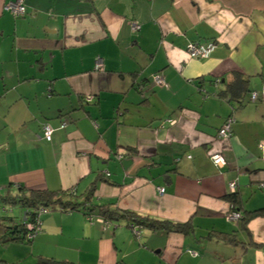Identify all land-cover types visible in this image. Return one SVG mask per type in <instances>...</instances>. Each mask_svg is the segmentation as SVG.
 Listing matches in <instances>:
<instances>
[{"label":"crops","instance_id":"1","mask_svg":"<svg viewBox=\"0 0 264 264\" xmlns=\"http://www.w3.org/2000/svg\"><path fill=\"white\" fill-rule=\"evenodd\" d=\"M12 1L0 0V191L72 189L119 216L42 215L30 249L8 243L3 262L264 264V99H249L264 86V0H22L21 16ZM190 42L214 46L190 57ZM126 211L187 228L135 232Z\"/></svg>","mask_w":264,"mask_h":264},{"label":"trees","instance_id":"2","mask_svg":"<svg viewBox=\"0 0 264 264\" xmlns=\"http://www.w3.org/2000/svg\"><path fill=\"white\" fill-rule=\"evenodd\" d=\"M92 101V100H91ZM74 195L72 189L68 190H36L28 189L22 185L16 187L14 192L9 189L0 191V200L10 203H18L21 207L26 208L20 220L12 216H0V243L8 244L11 242H29L31 239L27 238L28 228L26 223H35L37 220L36 209L41 207L56 206L62 211L81 210L83 213H92L96 209L94 215L102 216L106 220L118 217L116 211L110 210L106 207H98L91 205L87 200L77 201L71 199ZM232 206L235 207V198L231 197ZM130 223L133 222L139 225H145L152 230L163 231H177L185 232L187 228L186 223L171 222L168 220H159L149 216H140L134 212L122 213ZM39 216V220H41ZM241 218V217H240Z\"/></svg>","mask_w":264,"mask_h":264},{"label":"built area","instance_id":"3","mask_svg":"<svg viewBox=\"0 0 264 264\" xmlns=\"http://www.w3.org/2000/svg\"><path fill=\"white\" fill-rule=\"evenodd\" d=\"M5 7L14 16H21L26 11L25 5L23 4L22 0H15L12 2H8L5 5ZM130 24H131L130 25L131 29L133 31H136L139 28V24L136 21H131ZM213 46L214 45L212 42H208L206 44L198 43V42H190L187 46V54L190 57H206V56H208V54L212 50ZM96 67L99 69L102 68V63L99 60L96 63ZM152 83L154 85H162V84H164V79L159 73H156L152 76ZM140 88H141V86L139 87V89ZM260 98L264 99V86H262L260 90H251L249 92V99L251 101H255V100H258ZM92 99H93L92 95H86L84 98V100L86 102H89ZM233 120H234V118L232 116H229L228 118H226V120L223 122V124L218 129V133H217L218 137L224 138V137H227L231 134V124H232ZM166 121L173 123V119H167ZM60 126L61 127L65 126V122H62L60 124ZM41 129H42L43 138L45 140L49 141L51 139V136H52L53 128L51 127L50 124L43 123ZM258 147L261 150H264V143H258ZM210 158L212 160V163L216 167H223L226 164L225 156L223 155V153L221 151L212 152L210 154ZM260 186L262 188H264V182H262L260 184ZM235 187H236L235 182L232 181L229 183L230 190H234ZM157 191L160 194L163 193L164 187L158 186ZM36 212H37L38 218L35 221V223H30V222L26 223V227L29 230L27 233L28 239H31L40 230L41 220H39L40 219L39 216L47 213L48 208L47 207H41V208L36 209ZM85 217L88 221H98V222L102 223L103 226H108V223H109V220H106L102 216L94 215L93 213L85 214ZM240 217H241V213L239 211H236V210H231L226 214V219L230 220V221L237 220ZM131 223H132V226L134 225L133 230L135 231V228L138 225L133 223V222H131ZM135 232H137V231H135Z\"/></svg>","mask_w":264,"mask_h":264},{"label":"rangeland","instance_id":"4","mask_svg":"<svg viewBox=\"0 0 264 264\" xmlns=\"http://www.w3.org/2000/svg\"><path fill=\"white\" fill-rule=\"evenodd\" d=\"M0 150H2V146H0ZM25 210H26V208L21 207L18 203H10L7 201L0 200V216L9 215V216L14 217L17 220H20L22 217V214ZM56 210H58L56 208V206L48 207V212L45 214H48V213L56 211ZM45 214H43V216ZM10 244H15V243H10ZM10 244L7 245V244L0 243V264H6L7 262H3L6 260L7 261H14V260H11L12 259L11 258L12 253H11L10 249L8 248V246ZM10 246H12V245H10ZM16 246H18V245H16ZM19 246H21V247L27 246V248L30 249L29 244L27 242H25L24 244L19 245ZM18 251L19 250L17 249V252ZM26 253H28V251ZM29 259H32V257L28 256L25 260H23L21 262H16L15 264H29V263H31V262H28V261H30ZM1 260H2V262H1Z\"/></svg>","mask_w":264,"mask_h":264}]
</instances>
